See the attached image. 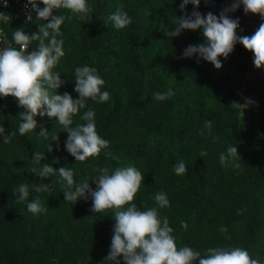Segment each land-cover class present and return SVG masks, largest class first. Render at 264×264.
I'll list each match as a JSON object with an SVG mask.
<instances>
[{"label": "trees", "instance_id": "16d2710c", "mask_svg": "<svg viewBox=\"0 0 264 264\" xmlns=\"http://www.w3.org/2000/svg\"><path fill=\"white\" fill-rule=\"evenodd\" d=\"M50 1L0 18V264H264V83L213 72L246 0Z\"/></svg>", "mask_w": 264, "mask_h": 264}, {"label": "rangeland", "instance_id": "374dc122", "mask_svg": "<svg viewBox=\"0 0 264 264\" xmlns=\"http://www.w3.org/2000/svg\"><path fill=\"white\" fill-rule=\"evenodd\" d=\"M246 2L247 12L231 36L227 55L225 59L214 64L213 72L216 75L229 73L234 78L240 100L244 101V106H249L257 98L264 83V43L256 53H241L235 44V38L245 29L264 32V4L259 8L257 0H246ZM258 10L260 14H257ZM257 139L262 141L260 131Z\"/></svg>", "mask_w": 264, "mask_h": 264}, {"label": "built area", "instance_id": "2783aa9c", "mask_svg": "<svg viewBox=\"0 0 264 264\" xmlns=\"http://www.w3.org/2000/svg\"><path fill=\"white\" fill-rule=\"evenodd\" d=\"M68 0H51L50 5L45 9L53 13L57 7L65 6ZM16 9L26 17L44 6L38 0H15ZM13 0H0V18L10 19V10L13 9ZM29 45L20 40L12 41L6 37L3 30H0V58L3 60L9 71L16 73L20 78H25L28 68ZM1 110V109H0Z\"/></svg>", "mask_w": 264, "mask_h": 264}, {"label": "crops", "instance_id": "0c3cea01", "mask_svg": "<svg viewBox=\"0 0 264 264\" xmlns=\"http://www.w3.org/2000/svg\"><path fill=\"white\" fill-rule=\"evenodd\" d=\"M257 4H258V7L260 8V5L264 4V0H257ZM257 14H260L259 10L257 11Z\"/></svg>", "mask_w": 264, "mask_h": 264}]
</instances>
